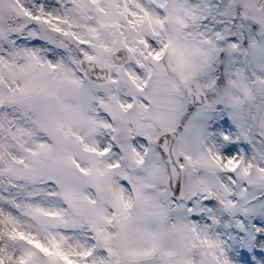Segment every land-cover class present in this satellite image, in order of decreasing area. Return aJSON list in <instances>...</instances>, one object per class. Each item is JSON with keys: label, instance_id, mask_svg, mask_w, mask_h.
Wrapping results in <instances>:
<instances>
[{"label": "snow or ice", "instance_id": "6c2138e0", "mask_svg": "<svg viewBox=\"0 0 264 264\" xmlns=\"http://www.w3.org/2000/svg\"><path fill=\"white\" fill-rule=\"evenodd\" d=\"M0 264H264V0H0Z\"/></svg>", "mask_w": 264, "mask_h": 264}]
</instances>
